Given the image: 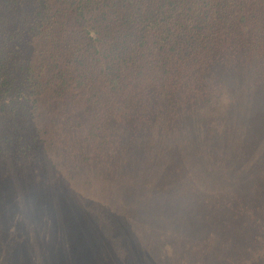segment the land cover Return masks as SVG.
Instances as JSON below:
<instances>
[{
  "label": "trees",
  "instance_id": "trees-1",
  "mask_svg": "<svg viewBox=\"0 0 264 264\" xmlns=\"http://www.w3.org/2000/svg\"><path fill=\"white\" fill-rule=\"evenodd\" d=\"M262 105L264 0H0V214L35 223L39 252L0 237V264H198L171 220L183 233L205 222L234 225L240 241L256 233L246 251L264 243L252 192L264 191L263 170L252 181L233 172L242 143L229 131ZM221 143L233 149L209 182L193 160ZM128 184L165 223L142 240L123 219L100 228L112 207L81 209L70 192ZM193 197L206 208L190 224Z\"/></svg>",
  "mask_w": 264,
  "mask_h": 264
},
{
  "label": "rangeland",
  "instance_id": "rangeland-1",
  "mask_svg": "<svg viewBox=\"0 0 264 264\" xmlns=\"http://www.w3.org/2000/svg\"><path fill=\"white\" fill-rule=\"evenodd\" d=\"M262 107L264 108V105H262ZM263 115L264 113L262 112H260V114L257 116L244 114L241 118V125L239 127H232L229 130L230 132L239 130L242 143V147L240 149H236L233 154L236 159L235 163L233 164V172L239 170L241 176H243L244 178H248L249 181L256 180V178L260 177V170H263L264 175ZM229 138L230 135H227L226 139ZM235 144L238 145V141H235ZM193 146L202 147L203 145L201 143H194ZM232 149V146L221 143L216 147L208 149L206 151V158L200 163H198L196 160H193V166L196 170H198L199 166L203 164V167H205V173L209 176V182H211L213 179H216L211 164L214 162H220L221 165L225 164L227 161L224 158V155L226 152L232 151ZM139 172L147 176L149 174V166L140 168ZM226 176L229 175L226 174ZM130 178L131 177H129V179ZM12 187H15V185H12ZM127 187L124 188L120 185H113L104 190L101 189L99 191L88 194L74 190L70 192H75V194H73L72 196L73 201L81 209L91 210L96 214L106 215V212L103 210V208L100 207L103 205H109L112 207V215H110L109 217L101 216L103 219L101 220V222H99L100 228L103 227L102 223H104L105 220L115 227L116 224H119L117 223V221L123 219L125 223H128L131 233L135 234V241L139 239L142 240L140 238V234L143 235V229L147 225L153 232H160L165 226L164 220L161 218L163 221L162 222L159 215L157 214L161 211H151L147 206L146 201L144 200H141L139 202V205H137L138 199H141L139 198V196H136V194H140L139 191L135 192V190H129L130 184H128ZM248 190L249 189L246 185L242 190V195H246ZM143 192L144 194H146L145 191ZM252 192L254 194L253 198L258 203V207L253 209L257 212L262 211V213H264V205L262 206L261 203V196L264 197V191L261 194H259L257 190H254ZM193 200V206L190 211H194L196 209L197 210L190 214V224L197 221L203 214V210L206 208L205 203L201 204L197 208V200L194 197ZM245 206H248L243 209L247 212L246 217H254V214L252 212H248L250 204L246 203L243 205V207ZM3 207L4 202L0 196V208L2 209ZM232 213L235 214L236 212ZM4 217L9 218L6 220ZM33 224L35 223H32L30 220H20V216L17 215V212L9 216L1 213L0 237H2L3 242L6 243L8 242V240H5L4 237L10 235L13 236L14 234L18 237L20 235H23L25 237L24 239L26 240L25 242H23L24 244L17 243L16 250H19L21 252L33 250V254L36 255L39 252L37 249L35 250V246H33L32 244V237L29 233V228L32 230L34 228ZM93 224L94 223L90 225ZM167 224H169L172 229L170 235L171 238L190 247L191 253L189 254V258L197 259L198 264H264V260H261L260 258V255L262 254V252H264V243H260L259 241L253 243L247 251L243 248L244 243L247 242L250 244L252 243V240L256 241L254 238V234L256 233H253V238H251L248 233V235H245L244 240L246 241H240V239L236 238L234 225L232 224H229L225 227H220L205 222L199 227V230L187 231L185 233L180 230L176 220H171L167 222ZM61 230L62 227H59L60 232ZM33 231L36 232L35 230ZM2 239L0 238V251H3L1 249ZM143 241L148 244L147 241ZM25 243L28 245L26 246ZM78 245L83 246L84 244L78 242ZM101 248H103V252L105 254L109 253V250L107 249V247H105L104 244H101ZM111 249L115 251V253L116 251H118L117 241L113 243ZM85 254L88 255L87 252ZM116 255L123 257L120 252ZM89 256L90 255H88V257ZM3 258V254L0 252V260L2 261ZM185 261L187 260H180L181 263H184Z\"/></svg>",
  "mask_w": 264,
  "mask_h": 264
}]
</instances>
